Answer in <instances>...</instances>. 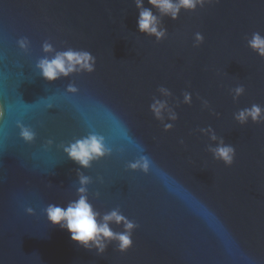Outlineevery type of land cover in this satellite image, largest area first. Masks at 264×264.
I'll return each instance as SVG.
<instances>
[{"label":"water","instance_id":"95a60500","mask_svg":"<svg viewBox=\"0 0 264 264\" xmlns=\"http://www.w3.org/2000/svg\"><path fill=\"white\" fill-rule=\"evenodd\" d=\"M142 2L162 38L140 31L137 0H0V264H264V116L237 119L264 110L249 44L264 38V0H203L177 19ZM69 50L94 70L45 80L40 61ZM92 135L108 151L83 168L65 149ZM142 157L148 172L130 167ZM82 187L98 223L116 211L134 225L127 251L86 248L49 221Z\"/></svg>","mask_w":264,"mask_h":264},{"label":"clouds","instance_id":"9594fccd","mask_svg":"<svg viewBox=\"0 0 264 264\" xmlns=\"http://www.w3.org/2000/svg\"><path fill=\"white\" fill-rule=\"evenodd\" d=\"M149 3L159 9L162 14L171 15L173 19H177L181 8L186 10H194L197 3H203V0H178L174 3L173 0H149ZM137 7L142 9L140 12V19L138 21L141 32L155 35L158 39L162 38L164 33L158 29V20L150 9L143 7L142 0H137ZM198 40L202 41V37L198 36ZM250 47L256 51L260 56L264 57V38L259 34H255L249 42ZM24 47V43L21 44ZM52 49L49 45H45V51L50 52ZM38 67L41 70L43 78L49 82H55L61 76L68 75L80 70L93 71V58L90 53L66 51L58 53L53 59H43L40 61ZM69 91L75 92L76 89L70 87ZM243 89H237L238 94H242ZM190 97H186V101ZM165 104L157 102L152 106V111L158 119L162 118L161 113L165 108ZM264 116V110L258 105H253L251 109L241 111L237 116L238 121L246 123L249 118L253 122H260L261 117ZM175 118V117H173ZM166 126V129L170 128ZM23 138L31 142L34 139V134L30 129L22 130ZM215 139V137H213ZM68 157L83 168H88L94 160L104 157L107 154V149L102 137L92 135L85 139L78 140L65 149ZM235 149L228 146H221L215 150V155L218 159H222L224 163L231 166L234 162ZM130 167L133 170L142 169L148 172L150 169V161L146 157L132 163ZM88 179L81 177V184L87 185ZM81 192L80 198L70 203L66 208L50 205L47 208V216L49 221L62 229L67 230L71 234L73 242L80 244L86 248L96 245L101 252L104 251L105 245L103 240H118L121 251H127L132 246L131 236L128 234L133 229L134 225L125 220L118 212L104 216V222L98 223V213L84 195L86 189H79ZM124 223L125 233H113L109 228L110 222Z\"/></svg>","mask_w":264,"mask_h":264}]
</instances>
